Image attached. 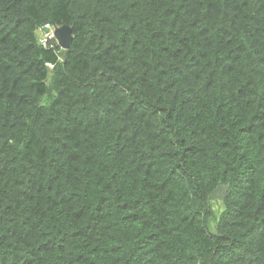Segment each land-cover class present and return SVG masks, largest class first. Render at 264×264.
I'll return each mask as SVG.
<instances>
[{
	"label": "trees",
	"instance_id": "1",
	"mask_svg": "<svg viewBox=\"0 0 264 264\" xmlns=\"http://www.w3.org/2000/svg\"><path fill=\"white\" fill-rule=\"evenodd\" d=\"M0 264H264V0H0Z\"/></svg>",
	"mask_w": 264,
	"mask_h": 264
},
{
	"label": "water",
	"instance_id": "2",
	"mask_svg": "<svg viewBox=\"0 0 264 264\" xmlns=\"http://www.w3.org/2000/svg\"><path fill=\"white\" fill-rule=\"evenodd\" d=\"M55 37L63 50H68L73 41V28L68 25L57 27L55 30Z\"/></svg>",
	"mask_w": 264,
	"mask_h": 264
},
{
	"label": "built area",
	"instance_id": "3",
	"mask_svg": "<svg viewBox=\"0 0 264 264\" xmlns=\"http://www.w3.org/2000/svg\"><path fill=\"white\" fill-rule=\"evenodd\" d=\"M40 34H41V44L43 46L47 47L50 42L54 41L55 36H54V29L52 28L51 25H45L40 29ZM51 48H54L53 45H51Z\"/></svg>",
	"mask_w": 264,
	"mask_h": 264
},
{
	"label": "clouds",
	"instance_id": "4",
	"mask_svg": "<svg viewBox=\"0 0 264 264\" xmlns=\"http://www.w3.org/2000/svg\"><path fill=\"white\" fill-rule=\"evenodd\" d=\"M48 25H49V24H48ZM51 26H52V25H51ZM43 27H44V26H43ZM41 28H42V27H41ZM41 28H39L38 31H37V35H38V38H39V45L42 46V47H44L45 49H51V50H54V51L56 52V48H57L58 46L60 47V45H59V43H58L56 37H55L54 41L50 42L49 45H48L47 47H45V46H43V44H41V34H40V29H41ZM52 28L54 29V36H55V30H56L57 27L52 26ZM51 45H53L54 48H51ZM60 49L63 50L61 47H60Z\"/></svg>",
	"mask_w": 264,
	"mask_h": 264
},
{
	"label": "rangeland",
	"instance_id": "5",
	"mask_svg": "<svg viewBox=\"0 0 264 264\" xmlns=\"http://www.w3.org/2000/svg\"><path fill=\"white\" fill-rule=\"evenodd\" d=\"M222 195H223V191L221 190V191L217 192L212 199L215 202L217 209L222 206Z\"/></svg>",
	"mask_w": 264,
	"mask_h": 264
}]
</instances>
